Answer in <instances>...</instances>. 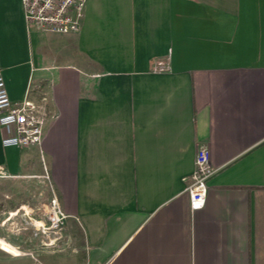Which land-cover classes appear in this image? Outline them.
I'll list each match as a JSON object with an SVG mask.
<instances>
[{
  "label": "crops",
  "instance_id": "crops-1",
  "mask_svg": "<svg viewBox=\"0 0 264 264\" xmlns=\"http://www.w3.org/2000/svg\"><path fill=\"white\" fill-rule=\"evenodd\" d=\"M88 1L78 32L40 35L6 0L8 93L56 118L28 147L0 126V181L56 195L84 264H264V0ZM203 142L217 171L192 210Z\"/></svg>",
  "mask_w": 264,
  "mask_h": 264
},
{
  "label": "built area",
  "instance_id": "built-area-1",
  "mask_svg": "<svg viewBox=\"0 0 264 264\" xmlns=\"http://www.w3.org/2000/svg\"><path fill=\"white\" fill-rule=\"evenodd\" d=\"M25 20L28 26L53 33L78 32L84 17L87 0H21ZM170 67L163 61L156 63V71H167ZM56 118L48 105L46 95L35 100L27 94L21 100H13L6 86L3 72L0 70V126L5 134L6 146L28 147L42 144L46 125ZM217 169L211 161L209 145L200 143L197 148L195 170L187 187L190 208H204L209 192V180ZM2 175H5L2 173ZM45 177L49 179V175ZM68 215L62 209L59 199L53 195L49 201L48 222L43 227L55 234H61Z\"/></svg>",
  "mask_w": 264,
  "mask_h": 264
},
{
  "label": "rangeland",
  "instance_id": "rangeland-1",
  "mask_svg": "<svg viewBox=\"0 0 264 264\" xmlns=\"http://www.w3.org/2000/svg\"><path fill=\"white\" fill-rule=\"evenodd\" d=\"M36 29L34 25L29 27L30 32L40 35L54 34ZM16 30L6 0H0V34L6 37ZM20 181L15 179L7 184L0 181V264H84L80 257L71 255L76 247L69 240L66 226L59 235L41 227L44 223L46 227L49 225L52 194H36L35 178Z\"/></svg>",
  "mask_w": 264,
  "mask_h": 264
}]
</instances>
